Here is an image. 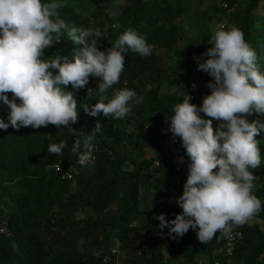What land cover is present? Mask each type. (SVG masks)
I'll list each match as a JSON object with an SVG mask.
<instances>
[{"label":"trees","instance_id":"trees-1","mask_svg":"<svg viewBox=\"0 0 264 264\" xmlns=\"http://www.w3.org/2000/svg\"><path fill=\"white\" fill-rule=\"evenodd\" d=\"M203 1L197 0L199 4ZM209 1L221 19L234 13L240 3L230 25L242 30L264 71V0ZM82 2L60 0L59 15L70 27L98 28L100 50L110 48L111 41L127 28L135 29L152 46L149 56L130 50L122 53L125 68L119 84L113 86L134 90L143 103L132 105L121 120L90 116L84 108L99 99V78L90 76L85 88L74 91L80 111L78 121L71 125L77 129L76 137L67 128L52 124L0 130V264H264V230L258 224L251 226L248 221L234 228L242 236L228 253L226 238L219 232L206 244L192 229L173 239L167 228L161 232L155 219L161 213L173 219L182 211L176 198L182 194L189 163L180 140L175 145L168 143L166 116L182 96L162 92L169 76L157 52L173 50L184 40L177 20L181 0H118L117 14L111 0ZM88 4L95 7V16L86 9ZM232 6L235 10L230 12ZM199 15L206 17L207 13ZM206 28L202 45L175 49L188 69L193 52L211 47L210 28ZM61 39L43 50L44 59L71 56L80 47L66 34ZM202 73L198 71L204 84L197 89L207 95L212 77ZM66 90L73 91L70 84ZM8 96L12 98L11 93ZM7 112L0 102V118L6 120ZM247 119L264 122V115ZM97 122L102 126L95 133L92 162L81 166L72 145L75 138L91 134ZM218 123L213 119L214 128ZM255 138L264 156V131ZM60 141L67 142L63 156L48 153V146ZM250 170L259 174L261 181L253 192L264 201V161ZM68 172L71 178L66 177ZM255 216L264 222V207ZM138 224L142 228L139 235L134 233Z\"/></svg>","mask_w":264,"mask_h":264},{"label":"clouds","instance_id":"clouds-1","mask_svg":"<svg viewBox=\"0 0 264 264\" xmlns=\"http://www.w3.org/2000/svg\"><path fill=\"white\" fill-rule=\"evenodd\" d=\"M60 7V0H0V102L8 108L6 120L0 118V130L52 124L76 137L77 129L71 125L80 111L74 91L85 88L90 76L99 78V99L83 110L90 116L121 120L132 105L143 103L134 90L113 86L119 84L125 68L122 53L152 54L146 38L127 28L102 51L97 46L101 31L70 27L60 17ZM210 32L211 47L201 54L203 59L193 57L197 70L212 77L207 83L210 93L199 106L186 93L166 116L167 131L180 139L189 158L187 179L176 198L182 211L173 219L162 213L155 216L161 232L167 228L170 238H182L192 229L203 244L217 232L231 239L234 228L245 225L264 207L253 192L257 177L250 170L264 161L255 138L264 131V122L247 119L264 115V71L237 26L218 24L210 26ZM65 34L80 47L71 56L44 59L43 50ZM69 84L73 91L66 90ZM213 119L219 122L215 128ZM101 126L97 122L91 134L75 138L71 151L81 166L92 162L95 133ZM66 147V141L51 143L48 153L62 157Z\"/></svg>","mask_w":264,"mask_h":264},{"label":"rangeland","instance_id":"rangeland-1","mask_svg":"<svg viewBox=\"0 0 264 264\" xmlns=\"http://www.w3.org/2000/svg\"><path fill=\"white\" fill-rule=\"evenodd\" d=\"M84 4H87L88 0H83ZM111 9L114 11V14L118 13V0H111ZM93 4V2L91 3ZM91 4H88L86 6V9L89 10L90 14L95 16L96 10L95 7ZM240 3L237 4V9L234 13L227 15L224 18H220V14L215 15L214 14V6L211 1L205 0L202 4H199L197 0H181L180 3V16L177 19L183 28L182 35L184 36V40L180 42L175 49L181 51L185 47L194 48L197 46L202 45L205 40H203L201 37L203 36V32H205L207 29L206 26H214L218 24H225L226 26H230L231 21L235 19V14L237 13L238 9L240 8ZM206 12L207 16H200L199 14L201 12ZM173 50L168 51H161L158 50L157 52L162 55V60L167 68L168 73V80H166L165 84L163 85L162 92H173L174 94L178 96H184L186 93V90H188L190 85V76L191 72L189 69L183 64L181 60H179V57L177 56V53ZM204 73V72H203ZM202 73V75H203ZM205 78L202 80L204 81ZM207 80V79H206ZM204 84V83H200ZM194 86H199V83H194ZM206 89V88H204ZM206 94H203L202 92L197 93L198 96V104L201 103L202 98ZM257 179L254 182L255 187L257 188L259 186V183L261 181L258 173H253ZM145 177L147 180L150 179V176L145 174ZM258 224L263 230H264V222L259 218L254 216L252 219L249 220V225ZM142 232L141 225L138 224L135 229V234L139 235Z\"/></svg>","mask_w":264,"mask_h":264},{"label":"built area","instance_id":"built-area-1","mask_svg":"<svg viewBox=\"0 0 264 264\" xmlns=\"http://www.w3.org/2000/svg\"><path fill=\"white\" fill-rule=\"evenodd\" d=\"M228 10L230 12H232L233 10H235V6H232ZM205 51H206V49L203 48V49L199 50L198 52H193L191 54V60L189 62V64H190L189 71L191 72V78H192L193 82L189 85V88H188V90H186V93L189 94L192 97V100L190 102L194 103V104H196V101L198 100V96H197V93H198L197 87L198 86L197 87L194 86V83H196V84L199 83V85H200V83H202V81L199 80L198 70H197V67L195 66L196 60H194L193 57L196 56V57H201V59H203L201 54L203 52H205ZM186 93H185V95H186ZM165 128L166 129L168 128V124L165 125ZM167 133H168V143L170 145H175V144H177L179 142L180 139L178 137L173 138V136H172L170 131H167ZM66 177L71 178L72 177L71 173H69V172L66 173ZM241 236H242L241 232H239V231L234 229L231 239L225 237L226 238V242H227V248L226 249H227L228 253L232 252L234 244L237 242V240H239L241 238Z\"/></svg>","mask_w":264,"mask_h":264}]
</instances>
